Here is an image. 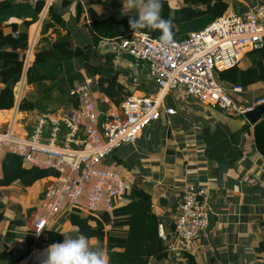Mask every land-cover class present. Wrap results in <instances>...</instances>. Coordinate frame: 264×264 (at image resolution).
Listing matches in <instances>:
<instances>
[{
  "label": "built area",
  "instance_id": "obj_1",
  "mask_svg": "<svg viewBox=\"0 0 264 264\" xmlns=\"http://www.w3.org/2000/svg\"><path fill=\"white\" fill-rule=\"evenodd\" d=\"M262 48L264 4L259 3L241 13L230 10L181 42L173 40L163 45L159 38L138 31L134 35L132 31L121 39L101 41L95 50L143 63L155 85L154 93L133 94L115 105L93 91L100 78L89 76L69 92L70 97L78 99L77 110H62L58 119L41 118L28 134L16 133L15 117L3 123L0 177L6 153L21 157L27 168L59 173L37 206L29 231L35 241L24 260L28 264H43L49 246L40 247L39 242L56 218L72 211L88 216L107 213L113 218L116 208L128 204L138 183L137 176L122 175L117 166L106 161L126 146H135L144 131L164 116L178 115V109L167 104L170 96L185 95L204 106L238 117L263 104L264 98L247 102L246 89L230 88L219 78V73L239 65L247 54ZM29 53L30 50L27 57L25 54L24 73L18 86L26 81L33 64ZM15 99L18 112L23 99L19 90L15 91ZM102 106L106 112L100 122ZM62 128L66 133L60 139ZM210 198L201 182L184 185L172 217L174 233L169 235L160 226L159 234L169 254L182 256L194 252L209 229Z\"/></svg>",
  "mask_w": 264,
  "mask_h": 264
},
{
  "label": "trees",
  "instance_id": "obj_2",
  "mask_svg": "<svg viewBox=\"0 0 264 264\" xmlns=\"http://www.w3.org/2000/svg\"><path fill=\"white\" fill-rule=\"evenodd\" d=\"M92 1L94 2L92 6H84L81 2H77V14L72 24L65 20L64 15L76 0H56L49 7L47 19L44 20L42 28L44 38L40 40V43L49 41L46 35L51 29L57 27L66 29L71 26V31L68 30L65 36L53 42L50 48L43 47L41 50H37L35 60L26 76L28 86H38L46 82L54 83L59 74L65 72L68 78L64 79L63 77L58 84H53L50 88L44 90L49 92L59 89L61 93L66 94L64 104L60 105L65 112L78 109V99L70 97L69 92L75 83H81L85 80L82 74L78 72L75 75L70 74L76 70L75 61H79L80 58L83 59V67L79 68L86 69L88 76L100 78L98 85L93 88L94 92L109 98L115 105H120L134 92L121 87V84H119L120 77L123 76L124 72L116 67L115 54L100 52L101 54L97 56L100 58V65H92L90 60L93 55H98L95 47L101 41L121 39L127 33L132 32L128 21L130 16L136 15V11L123 9V0ZM162 3L161 15L164 19L172 20L173 40L178 42L186 40L191 33L205 29L231 10L230 0H182L180 2L162 0ZM234 3L235 8L238 9L239 3ZM258 3L263 5L264 0H258ZM45 6L46 0H38L34 6L15 0L0 2V85L3 86L0 90V111H10L15 107V88L23 77L25 67V57L20 55V51L29 49V28L38 21V17ZM94 6H98L104 12L110 14L100 15ZM244 11L245 9L237 10L239 13ZM85 12H88L85 27L90 35L89 42L85 49L81 47L74 48L71 39L72 29L80 23ZM24 17L30 20L23 21L20 25H5L11 18L22 20ZM6 27L12 28L11 34L5 35L4 28ZM138 32L149 34L154 38L160 37L159 31L141 29ZM29 56L30 60H33V50H31ZM250 57H253V63L249 68L242 69L237 65L219 73L220 80L230 88L239 86L247 91L252 86L264 82V48L250 53ZM137 64L139 67L144 65L143 63ZM65 83L70 86L68 91L63 90ZM141 86H138V88ZM24 87L25 82L17 88L21 96ZM137 91H142V89ZM154 91L155 89L151 87L147 94L150 95ZM257 98H264V96ZM253 99L256 98L249 92L246 101L251 102ZM187 100L190 101L191 99L187 98ZM193 102L198 105L201 104L198 101ZM38 107L39 104L26 98L22 100L19 112L21 114L34 112ZM41 109L46 113L51 112L47 111V107ZM158 128V132L169 130L170 135V127L166 123L160 122ZM251 128L249 125L245 126L243 132L253 136L256 151L264 158V119L255 125L253 129ZM145 132L146 130L143 134ZM65 133L66 131L63 130L59 138L62 139V135L64 136ZM158 138L161 137L158 136ZM152 149L150 148V150ZM111 160L117 165H126L124 159L119 157L117 152L111 156ZM1 167L0 223L5 218L4 198L27 196L28 190L37 182H44L45 184L59 177V173L54 170L27 168L21 157L11 153L4 155ZM44 184L36 203L32 202L33 206L27 209V216H31L36 212L37 207L35 205L42 201L47 189ZM154 196L153 186L138 180L129 197V203L116 208L113 218L107 213L88 216L79 211H72L67 217L70 227L75 229L72 234L63 232L55 225L44 232L40 247L62 242L65 235L75 237L78 234H84L90 238V241H95L105 250L109 258V264H149L151 260L162 261L167 259L169 257L167 246L159 234L160 226L164 227V223L154 212ZM174 211H176V207ZM26 223L27 221L24 219L14 220L6 241L14 240L17 237L16 229L24 227ZM26 239L28 247L23 255L13 258L14 252L9 251L7 248L0 255L1 262L3 264H19L22 262L28 254L29 248L34 244L35 237L31 232H28ZM257 253H264V241L258 246ZM183 256L187 260L186 264H196L192 255L184 254Z\"/></svg>",
  "mask_w": 264,
  "mask_h": 264
},
{
  "label": "crops",
  "instance_id": "obj_3",
  "mask_svg": "<svg viewBox=\"0 0 264 264\" xmlns=\"http://www.w3.org/2000/svg\"><path fill=\"white\" fill-rule=\"evenodd\" d=\"M1 1L4 0H0V2ZM15 1L28 3L29 5L34 6L38 0ZM55 1L56 0H46L45 9L39 15L38 21L35 23L38 24L37 26H34V24L29 28V35L31 34V28L36 31L35 29L38 27V31H40L38 38H41L44 20L47 19L49 7ZM84 1L86 2V0H76L69 11L66 12L67 15L70 13V18H66V14L64 15L67 22L72 24L73 19L76 17L77 2H81L84 6H92L94 4L92 0H88L86 4H84ZM230 1L240 3V5L237 6L238 9L234 8V12H237V10L240 9L247 10L252 7L248 5L251 2L250 0ZM252 1L256 2L257 0ZM174 2H177V0H174ZM98 13L102 15L101 12L98 11ZM41 15H43V20L39 22ZM83 16L82 22L84 21L85 24L87 23L86 19H88V12H85ZM27 20L30 19L25 17L22 20L11 18L5 25H20L23 21ZM79 25L80 23L77 26ZM70 28L71 26H68L65 29L66 34L68 33V30L71 31ZM74 28L76 29V27ZM54 30L57 29H51L50 31ZM61 30L63 29L61 28ZM73 30L74 29H72V33L74 32ZM78 31L79 33L83 32L81 29ZM4 33L5 35L11 34L12 28H4ZM46 36H49V33ZM74 46V48L79 47L76 43ZM24 52L25 51H20V55H25L23 54ZM116 61H118V63L120 62L119 67L122 72L126 70L130 72H124L122 74L123 76L121 75L122 77H120L119 80L121 87L134 91L133 94L135 92H137L136 94H147L151 87H155L154 83L150 80L148 71L144 65L139 67L137 62L129 60L128 58H119ZM251 65L252 64L249 63L245 68H242L239 64L242 69H247ZM133 82H140V85L142 86L138 88V86H140L138 85L137 88L142 89V91L134 89L133 85H131ZM2 87L3 86L0 85V90ZM248 91L252 93L255 98L264 96V82L252 86ZM25 95L26 93L23 95V99H25ZM100 99H102V97ZM169 99H172L173 106L169 104ZM192 103L194 102L192 101ZM167 104L171 107L177 108L179 111L177 116L170 118L164 116L162 121L160 120L161 123H166L167 126L170 127V135L168 133L169 130L158 132L159 121L154 125L156 132L154 134L149 132L151 137L148 136L146 138L145 134H142L134 147L123 148L117 152L119 157L123 158L124 161L128 160V163L130 161V164L125 162L126 165H117L111 160V158L106 161L107 164L117 166L116 169L122 175H136L135 170L141 162H153V158L149 157L156 156V165L151 164L150 166H146L147 169L144 168L143 172L145 173L144 177L149 180L148 182L145 180V183H148L154 188V212L162 219L164 229L169 235L174 233L172 217L175 214V207L180 201V195L184 185L188 182L194 184L200 183V178L206 177L207 182L201 183L211 197L210 206L213 214V225L202 235L201 240L196 245V249L193 253H190V255L194 257L196 264H264V253H257L258 246L264 241V158L256 151V147L253 143V136L243 132L245 126L249 125L248 121L245 120L244 117H240L242 118V121L237 120L235 123V121H233L234 118L228 117L229 123L224 124L222 128H228L233 136H223L222 131L220 129L217 130V128L215 129V125L210 123V129L208 131L205 130L204 133L206 139L194 140L191 131H195L198 127L195 125V128H191L190 130L189 125H192L193 123H191L192 121H190L186 114L183 113L177 95L170 96ZM200 106L210 109V107L202 104H200ZM14 108L12 109V112L11 110L0 111V117L3 120L1 123H6L14 117L18 123L28 114H21L19 111L16 112V109ZM102 108L103 106L101 107V110ZM210 110L217 114L214 109L211 108ZM47 111L50 110L47 109ZM171 118H173V122L171 121ZM16 127L17 126H14L17 133L18 131L16 130ZM251 127V129H253V126ZM158 136L161 138L159 139ZM156 139L160 140L157 145L156 143H153ZM203 143H208L209 155H205L201 152L200 145ZM179 146L183 149L191 148L187 149L188 154L186 157H183V161H180V157L183 155L178 152H176V154L173 152L179 151ZM170 147H174V150L168 151ZM132 148H134L135 151ZM150 148L153 149L150 150ZM193 151L195 154H192ZM120 152L123 154L122 156L120 155ZM196 152L199 153L198 155H200V157L196 155ZM181 163H183L184 166H182ZM155 172L156 179L154 178ZM151 182L153 184H151ZM39 183L40 182H37L35 185H39ZM41 183L44 184V182ZM52 183L51 180L44 185L48 188ZM30 189L28 190L27 196L3 199V203L5 204V218L4 221L0 223V255L8 248L9 251L14 252L13 258H17L23 255L27 250L28 246L26 237L30 231L31 222L29 223L27 220V213L23 210L20 211L21 208L18 207L20 204H17L16 206L12 205V208H10L7 206L6 201L10 199L18 201H21V199L24 198L30 199ZM40 191L41 189L39 190V193ZM39 193L36 199L39 197ZM161 198L166 199L165 205L161 204ZM17 210L21 212L19 216ZM68 215L69 213L64 214L59 217V222L54 223L57 219L56 218L48 229L53 228L56 225V227L63 232L72 234L75 229L70 227V223L67 220ZM16 219H24L27 223L24 227L16 229L15 232L17 237L14 240L7 242L6 238L11 231L12 222ZM41 241L42 240H40L39 245L41 244ZM91 243L93 245L96 244L93 240ZM186 262L187 260L183 255L169 254L167 259L162 261L151 260L149 264H186ZM0 264H3L1 260ZM19 264L28 263L23 260Z\"/></svg>",
  "mask_w": 264,
  "mask_h": 264
},
{
  "label": "rangeland",
  "instance_id": "obj_4",
  "mask_svg": "<svg viewBox=\"0 0 264 264\" xmlns=\"http://www.w3.org/2000/svg\"><path fill=\"white\" fill-rule=\"evenodd\" d=\"M87 1L88 0H86V2ZM169 1L170 2H174V0H169ZM180 1H182V0H177V2H180ZM250 1L251 2L248 4L249 6L254 7V6L258 5V0L256 2L252 1V0H250ZM86 2L84 1V4H86ZM234 5H235V3L231 1V10H233V11H234V8H235ZM239 5H240V3H239ZM95 8L99 12H101L102 15H109L110 14V13L104 12L98 6H95ZM73 14H74V11H73ZM65 17L66 18H70V13H68V15L66 14ZM42 20H43V15L40 16L39 22H41ZM37 24H35L34 26H37ZM85 25H86V23L84 24V21L82 22V18H81L80 25L76 26L77 30L74 28V30H73L74 31L73 32L74 35L72 34V36H71V39H72V42H73V46L76 43L77 46L85 49L86 45H88L90 35L87 32V29H86ZM56 29L57 30L49 32V36H48L49 41L48 42L39 43V41L42 40V38H44L43 35L41 36V38H38L39 32H40V31H38V27H36V29H35L36 31H34V29L31 28V34H30L31 36L29 35V50H30V52H31V50H34L32 62H34V60H35V53L37 52V50H41L43 47L50 48L53 42H55L56 40H59L60 38H62L66 34V30L65 29L61 30V28H59V27H57ZM79 29H81L83 32L79 33V31H78ZM80 41H86V42H80ZM30 46H31V49H30ZM28 51H25L23 53V54H26V57H27V52ZM100 54L101 53L98 52V55H93L91 60H90V64H92V65H100L101 64L100 58L97 57ZM115 55H116V58H115L116 67H118L121 70V68L119 67L120 62L118 63V61H116V60L119 59V58H123L124 59L125 57L124 56H117L118 54H115ZM24 57H25V55H24ZM246 57L240 63V66L242 68H245L246 65L249 64V63H251V64L253 63V57H250V54H247ZM128 59L131 60V58H128ZM79 67H83V59L82 58H80L79 61H75V69L76 70L74 72H71L70 74L71 75H75L78 72V73L82 74V76H84V78L89 77L88 74H87V70L83 69V68L80 69ZM124 72L125 73H130L127 70L124 71ZM63 77H64V79H66V78H68V75L65 74V72H63V73L59 74L58 79L55 80L54 83L53 82H46V83L38 85V86H27L26 85V81L25 80L23 81V82H25V87L23 89V94H22L21 97H23V95L26 93L25 99L27 98V99H30L32 101H35L37 104H39V107H38V109L35 112L28 113L24 118L21 117L22 120L19 121L16 124L17 125L16 130L18 131V133H20V134L27 133L28 134L39 123V120L41 118H45V119L49 120L50 118L58 119L60 117L61 111L63 110L60 107L65 102L66 94L61 93L59 91V89H54V90H51L49 92L48 91L45 92L44 90L45 89L47 90L53 84H58ZM77 84H79V83H75V85H77ZM20 85L19 86L17 85L15 91L17 90V88L20 87ZM131 85H133L134 89H137V86L140 85V82H133V83H131ZM69 88H70V86L67 83H65L63 85V90L64 91H68ZM254 90L257 91L256 89H254ZM136 93L137 92H135L134 94H136ZM177 98H178L179 105H180L181 109H183V113H185L186 116L190 119V121H192L191 123H193L192 125H189L190 130H191V128H195V125H197V127H198V129L196 128L195 131H191L192 134H193L192 138L194 140L195 139H197V140L206 139V135L204 133H205V130L208 131L210 129V127H211L210 123L215 125V127H214L215 129L216 128H217V130L220 129L222 131V135L223 136L224 135L233 136V134L229 132L228 128L225 129V128H222V127L224 126V124L229 123V121H228L229 118H234L233 121H235V123L237 122V120L242 121V118H240L238 116L227 115V114L223 113L220 110H215L214 109L215 112H217V114H215L214 112H212L210 110L211 108L210 109H207L205 107L203 108L200 105H196V104L192 103L191 100L188 101L185 95H177ZM169 104L173 106L172 99H169ZM43 107H47L51 112H49V113L43 112L42 109H41ZM11 112H12V110H11ZM11 112H9V113H11ZM236 118H239V119H236ZM171 121L173 122V118H171ZM1 122H3V121L0 120V126L3 124ZM155 124H153V125H151V126H149L147 128V130L145 132L146 138L148 136L151 137L149 132L151 134H154L156 132V129H155V126H154ZM2 128L4 129V127H2ZM2 128H0V130ZM62 130H63V128H62ZM159 142H160V140L156 139L153 143H156V145H157ZM182 146H185V145H182ZM200 146H201L200 147L201 148V152L203 154H205V155H209L208 143H205V144L203 143ZM125 148H131V146H126ZM173 148L174 147H170L168 149V151H173L174 150ZM132 149L134 150V148H132ZM187 149H191V148L183 149L181 146H179V151H173V152L175 154H176V152H178L179 154L183 155V156L180 157L181 158L180 161H183V157H186L187 154H188ZM127 154H129V153H127ZM192 154H195V152L193 151ZM198 154L199 153L196 152V155L200 157V155H198ZM120 155L122 156L123 154L120 152ZM171 157H173V156H171ZM149 158H153L154 161L153 162H151V161L141 162L140 165L137 166V168L135 170L136 171V176H138V178H139L138 179L139 182H144L145 183V180L148 182L149 180L144 177L145 173L143 172V169L144 168L147 169L146 166H150L151 164L156 165V156L155 157L150 156ZM125 162L128 163V160H125ZM128 164H130V161H129ZM181 165L184 166L183 163H181ZM151 175H152V171H151ZM154 178L156 179V172L154 173ZM42 184L43 183H41V182L39 183L40 188H39V185H34V187H32L30 189V192H31L30 199L29 198H27V199L24 198V199H21V201L10 199V200L6 201L7 202V206L12 208V205L16 206L17 204H20L19 205L20 208H21L20 211L23 210L24 212L27 213L26 209L30 208L31 206H33L32 202L36 203L35 199L38 196L39 190L43 186ZM146 184H148V183H146ZM151 184H153V183L151 182ZM30 202H31V205H30ZM35 206L37 207L38 204H36ZM20 211H18V216L21 213ZM34 216H35V212L31 216H28L27 220H28L29 223L30 222L32 223V221L34 219ZM58 219L59 218H57L54 223L59 222Z\"/></svg>",
  "mask_w": 264,
  "mask_h": 264
},
{
  "label": "clouds",
  "instance_id": "obj_5",
  "mask_svg": "<svg viewBox=\"0 0 264 264\" xmlns=\"http://www.w3.org/2000/svg\"><path fill=\"white\" fill-rule=\"evenodd\" d=\"M162 8V0H123V9L136 11L128 21L134 35L141 29L159 31L160 42L167 45L174 39L173 24L162 17ZM43 264H109V258L99 244L93 245L84 234L65 235L62 242L48 247Z\"/></svg>",
  "mask_w": 264,
  "mask_h": 264
},
{
  "label": "water",
  "instance_id": "obj_6",
  "mask_svg": "<svg viewBox=\"0 0 264 264\" xmlns=\"http://www.w3.org/2000/svg\"><path fill=\"white\" fill-rule=\"evenodd\" d=\"M106 112V107L102 108V113L100 116V122H102V120L104 119V115ZM245 120L248 121L249 125L251 126H255L257 125L260 121L263 120L264 118V103L261 105L256 106L252 111L247 112L244 115ZM200 182L202 183H206L207 182V178L206 177H201L200 178ZM161 204L165 205L166 203V199L165 198H161ZM208 222H209V229L212 227L213 225V214L211 211H209V216H208Z\"/></svg>",
  "mask_w": 264,
  "mask_h": 264
},
{
  "label": "bare ground",
  "instance_id": "obj_7",
  "mask_svg": "<svg viewBox=\"0 0 264 264\" xmlns=\"http://www.w3.org/2000/svg\"><path fill=\"white\" fill-rule=\"evenodd\" d=\"M0 120H2L1 117H0ZM2 121H3V120H2ZM17 133H18V132H17Z\"/></svg>",
  "mask_w": 264,
  "mask_h": 264
}]
</instances>
